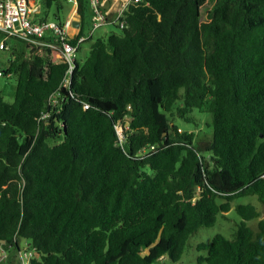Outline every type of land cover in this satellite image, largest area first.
<instances>
[{
	"label": "trees",
	"instance_id": "trees-1",
	"mask_svg": "<svg viewBox=\"0 0 264 264\" xmlns=\"http://www.w3.org/2000/svg\"><path fill=\"white\" fill-rule=\"evenodd\" d=\"M65 1L44 3L60 12ZM207 1L130 5L122 35L95 41L68 89L56 52L8 61L5 76L16 78L13 104L0 93L8 253L24 239L36 249L30 264L177 263L233 200L256 196L264 205V0H215L202 22ZM77 3L85 36L90 4ZM204 107L210 138L197 141L171 120L175 108L184 118ZM118 121L129 126L122 146ZM235 210L243 221L234 238L199 244L197 264H264V215L255 231L246 222L260 217L257 208Z\"/></svg>",
	"mask_w": 264,
	"mask_h": 264
},
{
	"label": "built area",
	"instance_id": "built-area-1",
	"mask_svg": "<svg viewBox=\"0 0 264 264\" xmlns=\"http://www.w3.org/2000/svg\"><path fill=\"white\" fill-rule=\"evenodd\" d=\"M72 1H74V13L70 17L62 21H49L46 18H40L35 0H0V33L3 35L0 38V50H10L7 42L12 40L26 46L29 58L36 55L43 56L48 51L58 53L59 60L68 66L61 82V88L65 89H68L71 84V76L76 68L77 53L81 44L90 40L93 32L104 25L125 28V13L130 5L145 3V0H89L92 30L89 36H79L81 20L78 14V3L77 0ZM75 15L79 19H76ZM75 22H79V27L74 26ZM56 104H58V94L52 95L49 100L50 106L53 107ZM48 115L44 114L43 117L46 118ZM128 129L127 122L123 124L118 121L115 125L120 146L126 139L125 131ZM155 149V146L144 148L137 157L143 158ZM27 247L18 249L20 264H30L31 259L36 256V249L30 245ZM0 249H2L0 264H8L7 251L2 245Z\"/></svg>",
	"mask_w": 264,
	"mask_h": 264
},
{
	"label": "rangeland",
	"instance_id": "rangeland-1",
	"mask_svg": "<svg viewBox=\"0 0 264 264\" xmlns=\"http://www.w3.org/2000/svg\"><path fill=\"white\" fill-rule=\"evenodd\" d=\"M39 8L40 18H46L49 21H62L70 17L74 13V1L68 0L62 3L63 9L58 12L57 6L53 5L50 9H47L44 3V0H35ZM215 5V0H208L202 7L201 21L207 22L210 20V14ZM76 19H79L75 15ZM77 21V20H76ZM91 24L87 27L85 31V36H89L91 32ZM111 33L117 35H122V29L118 26L104 25L103 27L95 30L93 36L90 40L81 44L80 50L77 53V61L82 65L85 59L88 57L90 48L92 44L98 39H103L107 41L108 36ZM7 45L10 47V50L1 51L0 50V93L4 97V100L7 103L13 104L15 99L16 92V78L14 76H5V71L8 67V61L14 57L19 58H29V52L26 50V46L9 40ZM23 55V57H22ZM182 103L179 102L176 104V107L181 106ZM174 116L171 117V120L180 128V132H187L193 134L197 141L210 138L212 135V115L209 112L207 107L202 109H194L190 111L189 114L185 117L177 115L176 108L174 109ZM121 132V129H120ZM63 141V136L60 135L58 138L50 140V145H57ZM239 204H252L254 205L260 213V217L246 222L249 227L258 231V223L264 215V205L258 200L256 196H245L236 198L231 202V211L219 215L217 218L216 224L208 228L200 229L196 234L190 237L185 252L182 259L174 263L167 256L156 261L154 264H197V259L199 256L204 253L197 251V246L201 243H210L214 236L221 234L227 239H233L234 234L241 224L243 219L237 214L235 207ZM28 243L26 240L22 239L20 242L21 249L27 247ZM28 248V247H27ZM2 249H0V256L2 255ZM8 253V252H7ZM146 253V252H145ZM7 262L11 264H20L18 254L15 251L9 252ZM1 260V259H0Z\"/></svg>",
	"mask_w": 264,
	"mask_h": 264
},
{
	"label": "water",
	"instance_id": "water-1",
	"mask_svg": "<svg viewBox=\"0 0 264 264\" xmlns=\"http://www.w3.org/2000/svg\"><path fill=\"white\" fill-rule=\"evenodd\" d=\"M74 26L79 27V22H75Z\"/></svg>",
	"mask_w": 264,
	"mask_h": 264
}]
</instances>
